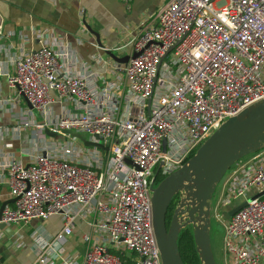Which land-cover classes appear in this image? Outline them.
<instances>
[{
	"label": "built area",
	"instance_id": "obj_1",
	"mask_svg": "<svg viewBox=\"0 0 264 264\" xmlns=\"http://www.w3.org/2000/svg\"><path fill=\"white\" fill-rule=\"evenodd\" d=\"M34 37L38 48L21 50L6 78L16 98L5 103L21 96L29 108L3 131L32 128L39 144L29 164L8 157L0 166L12 200L0 224L59 220L52 236L30 233L32 264H121L119 256L160 264L155 178L181 168L227 119L264 100V0H167L127 41L126 63L92 56L103 74L50 33ZM76 134L106 150L84 146ZM230 168L213 208L222 264H264V147ZM177 193L171 213L185 198Z\"/></svg>",
	"mask_w": 264,
	"mask_h": 264
},
{
	"label": "crops",
	"instance_id": "obj_2",
	"mask_svg": "<svg viewBox=\"0 0 264 264\" xmlns=\"http://www.w3.org/2000/svg\"><path fill=\"white\" fill-rule=\"evenodd\" d=\"M166 1L132 0L124 5L118 0H0V166L8 157H14L23 165L29 164V155L35 154L34 147L39 144L33 138L32 128H21L14 135L3 131L29 108L21 96L13 106L5 103L16 98L8 88L6 78L12 74L13 59L21 50L31 52L38 48L35 32L46 31L52 38L61 39L78 60L88 62L94 73L103 74V68L92 63V56L108 51L118 58L128 55L127 41L134 36L139 24ZM89 30L97 35L98 42ZM105 76L110 78L107 73ZM53 110L57 112L59 107L55 105ZM11 203L5 172L0 167V206H10ZM4 226L0 239V264H32L35 258L29 239L32 230L42 229L44 236H52L60 223L56 217H51L43 223L31 220L26 225ZM79 234L76 230V243ZM18 237L21 246L16 245Z\"/></svg>",
	"mask_w": 264,
	"mask_h": 264
},
{
	"label": "water",
	"instance_id": "obj_3",
	"mask_svg": "<svg viewBox=\"0 0 264 264\" xmlns=\"http://www.w3.org/2000/svg\"><path fill=\"white\" fill-rule=\"evenodd\" d=\"M88 32L98 42L97 35L90 30ZM105 55L118 64H124L128 60V55L118 58L109 51ZM135 56L132 55V58ZM44 134L54 136L48 131H44ZM74 137L84 146L106 150L100 145L87 143L77 134ZM263 147L264 100L243 110L236 117L227 119L196 149L185 165L157 182L151 190L150 201L160 264H182L176 241L179 231L187 227L191 230L200 264H214L208 230L209 201L215 186L234 163ZM124 162L130 164L127 160ZM180 190L185 192L184 201L178 211H173L166 225L167 209ZM244 205L242 202L223 213L224 219H228ZM3 207L4 205L0 206V213ZM4 227L0 224V230Z\"/></svg>",
	"mask_w": 264,
	"mask_h": 264
},
{
	"label": "rangeland",
	"instance_id": "obj_4",
	"mask_svg": "<svg viewBox=\"0 0 264 264\" xmlns=\"http://www.w3.org/2000/svg\"><path fill=\"white\" fill-rule=\"evenodd\" d=\"M119 54V53H116ZM82 137L86 138V136L84 134L81 135ZM245 156L243 158H241L240 160H245L249 157ZM234 165V164H233ZM233 165L231 166V168L233 167ZM230 168V169H231ZM229 170V169H228ZM228 170L225 172V174L223 175L222 179L218 182V184L215 186V190L211 196L210 199V213H209V230H208V237H209V248H210V252L214 261V264H222V244H221V238H222V226L221 224L215 219L214 217V213H213V208L215 207V200L217 197V194L219 192L221 183L223 182V179L225 178V175L227 174ZM156 186V185H155ZM179 193H177L174 197H173V209H174V204L175 202L179 199ZM238 200L233 201V204L238 203ZM44 222V221H43ZM42 222V223H43ZM52 227V225H51ZM184 229V228H183ZM78 237V236H77ZM75 249L82 255L83 254V249L84 246L81 245L80 243L77 244V246L75 247ZM127 255H129V253H127Z\"/></svg>",
	"mask_w": 264,
	"mask_h": 264
},
{
	"label": "trees",
	"instance_id": "obj_5",
	"mask_svg": "<svg viewBox=\"0 0 264 264\" xmlns=\"http://www.w3.org/2000/svg\"><path fill=\"white\" fill-rule=\"evenodd\" d=\"M161 178L158 176L155 178V183L159 182ZM173 209V200L166 212V225L170 220L171 212ZM177 252L182 264H200L195 247L192 241V235L190 228L181 229L177 236L176 241ZM121 264H133V261L128 260L124 256H119Z\"/></svg>",
	"mask_w": 264,
	"mask_h": 264
},
{
	"label": "flooded vegetation",
	"instance_id": "obj_6",
	"mask_svg": "<svg viewBox=\"0 0 264 264\" xmlns=\"http://www.w3.org/2000/svg\"><path fill=\"white\" fill-rule=\"evenodd\" d=\"M210 203V202H209ZM171 216H172V213H171ZM171 216H170V218H171Z\"/></svg>",
	"mask_w": 264,
	"mask_h": 264
}]
</instances>
